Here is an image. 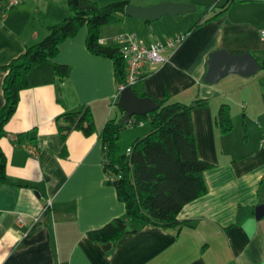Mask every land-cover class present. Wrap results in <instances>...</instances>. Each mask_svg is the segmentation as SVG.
I'll list each match as a JSON object with an SVG mask.
<instances>
[{
    "label": "crops",
    "instance_id": "1",
    "mask_svg": "<svg viewBox=\"0 0 264 264\" xmlns=\"http://www.w3.org/2000/svg\"><path fill=\"white\" fill-rule=\"evenodd\" d=\"M126 1L142 7L166 2L193 7L158 19L168 25L162 31L155 20L126 15L102 26L100 40L115 46L112 38L133 34L149 45L185 35L164 53V63L147 64L144 77L132 87L155 100L167 93L172 101L208 100L193 109L192 118L199 157L213 164L204 173L209 191L183 207L181 227L145 225L117 241L89 237L90 230L126 216L115 184L107 180L100 138L108 119L125 112L118 106L114 61L88 50L84 25L60 44L55 58L33 66L29 86L4 126L0 147L9 183L0 179V264H264V216L256 217V207L264 204V75L260 69L248 77L231 73L215 83L205 81L211 54L219 49L251 51L262 59L264 2L236 1L211 18L219 0ZM69 13L68 0H25L0 20V110L5 103L2 67L44 39L49 27ZM55 63L70 67L68 77L57 76ZM226 104L233 122L229 132L216 123ZM83 106L90 107L96 129L90 135L71 130L64 150L58 118ZM145 135L135 130L119 144L129 147ZM30 143L42 145L37 155L26 149Z\"/></svg>",
    "mask_w": 264,
    "mask_h": 264
},
{
    "label": "trees",
    "instance_id": "2",
    "mask_svg": "<svg viewBox=\"0 0 264 264\" xmlns=\"http://www.w3.org/2000/svg\"><path fill=\"white\" fill-rule=\"evenodd\" d=\"M236 1L226 0L211 18L225 13ZM128 5L126 0L106 5L94 0H68L69 15L50 26L44 39L28 46L23 54L2 67L6 75L3 82L5 103L0 110V139L4 135L5 124L17 109L20 92L29 86L28 74L33 66L55 58L60 44L74 37L84 25L88 27V50L111 58L117 83L125 82V57L118 45L102 44L100 32L102 26L122 21ZM259 61L264 71V56ZM54 70L60 79H64L68 77L70 67L55 63ZM141 96L148 97L147 94ZM156 101L158 109L146 115H135L129 121L125 120V114L119 119L109 118L100 132L105 170L108 175L116 177L108 182L115 184L118 197L125 204L126 216L90 230L88 235L95 242L117 241L145 225L181 227L184 224L179 221L178 215L183 207L209 191L204 173L213 164L199 157L192 118L193 109L207 105L208 100L197 99L190 103L172 101L167 93L164 99ZM58 120L61 121L59 130L64 150L71 130H81L90 135L96 129L88 106L66 112ZM145 122L150 123L151 131L132 141L128 147L130 153L128 148L122 151L119 141L123 131ZM216 123L224 132L232 130L229 105L221 107ZM6 165L7 160L0 147V179L9 183Z\"/></svg>",
    "mask_w": 264,
    "mask_h": 264
},
{
    "label": "water",
    "instance_id": "3",
    "mask_svg": "<svg viewBox=\"0 0 264 264\" xmlns=\"http://www.w3.org/2000/svg\"><path fill=\"white\" fill-rule=\"evenodd\" d=\"M240 2L264 0H238ZM193 7L176 3H161L155 6L142 7L129 4L125 14L140 20H158L165 15L184 14ZM261 69L259 59L251 51L234 54L219 49L211 54L209 70L205 81L215 83L228 74L235 73L245 77L256 74ZM118 106L125 112V120L129 121L135 115H146L159 108V103L151 98L139 95L131 86L119 92ZM264 216V204L256 207V217Z\"/></svg>",
    "mask_w": 264,
    "mask_h": 264
},
{
    "label": "built area",
    "instance_id": "4",
    "mask_svg": "<svg viewBox=\"0 0 264 264\" xmlns=\"http://www.w3.org/2000/svg\"><path fill=\"white\" fill-rule=\"evenodd\" d=\"M25 0H2L0 3V20H3L9 10L22 4ZM264 36V30L261 32ZM185 38V35L170 37L165 41H155L149 45L142 43L136 35L123 34L112 38V42L119 46V49L126 61L127 76L125 82L118 84L119 92L127 86H133L144 77V67L147 64H161L166 61L164 53L176 48ZM104 44V41H100ZM143 124V123H141ZM40 143H30L26 149L32 155H37L41 148ZM128 153L131 149L128 148ZM112 175L107 176V180H115Z\"/></svg>",
    "mask_w": 264,
    "mask_h": 264
},
{
    "label": "rangeland",
    "instance_id": "5",
    "mask_svg": "<svg viewBox=\"0 0 264 264\" xmlns=\"http://www.w3.org/2000/svg\"><path fill=\"white\" fill-rule=\"evenodd\" d=\"M225 1L226 0H219L218 1V3L217 4H215V6H216V8H215V10L214 11H212V13H210L211 15L212 14H214V12L216 11V10H219L220 8H221V6L225 3ZM203 14H205V12H202L201 13V16L203 15ZM199 18V15H195L194 17H193V19H194V21H196L197 19ZM161 21L162 20H155L154 22H152L153 23V25H155L156 27H157V31H162V30H166V29H168V25H162L161 24ZM153 25H152V27H153ZM154 30V29H153ZM156 30V29H155ZM125 33H127V32H125ZM129 33H131V32H129ZM263 70H260L259 71V75H264V72H262ZM141 125V124H140ZM144 125V124H143ZM135 130L136 131H142V132H144L145 134H148L150 131H151V125H150V123L149 122H145V125L144 126H139V125H136V126H132L131 127V129L129 128V130L128 129H125L124 131H125V134H123V136H122V138H121V140H124V141H128L129 140V138L135 133ZM135 140V139H134ZM133 140V141H134ZM131 144V143H130ZM122 145V146H121ZM120 146L122 147V150L125 152L126 150H127V148H128V146L124 143V144H121Z\"/></svg>",
    "mask_w": 264,
    "mask_h": 264
}]
</instances>
